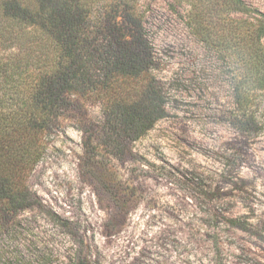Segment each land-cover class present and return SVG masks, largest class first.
Instances as JSON below:
<instances>
[{
  "label": "rangeland",
  "instance_id": "1",
  "mask_svg": "<svg viewBox=\"0 0 264 264\" xmlns=\"http://www.w3.org/2000/svg\"><path fill=\"white\" fill-rule=\"evenodd\" d=\"M240 1H139L166 117L122 161L103 157L110 168L95 177L81 164L88 134L72 122L54 128L27 186L77 223L83 245L27 212L0 237V264H74L76 254L87 264H264V91L252 93L249 126L238 125L234 70L193 31L248 30L264 0ZM91 118L101 120L97 108Z\"/></svg>",
  "mask_w": 264,
  "mask_h": 264
},
{
  "label": "trees",
  "instance_id": "2",
  "mask_svg": "<svg viewBox=\"0 0 264 264\" xmlns=\"http://www.w3.org/2000/svg\"><path fill=\"white\" fill-rule=\"evenodd\" d=\"M139 1L0 0V237L35 211L83 245L77 223L47 209L27 186L54 128L72 122L88 134L81 164L95 177L110 168L103 157L122 161L166 117ZM243 23L248 30H226L222 38L193 31L232 66L233 114L248 127L252 93L264 91V14ZM93 108L101 120L91 118ZM74 264L87 261L76 254Z\"/></svg>",
  "mask_w": 264,
  "mask_h": 264
}]
</instances>
